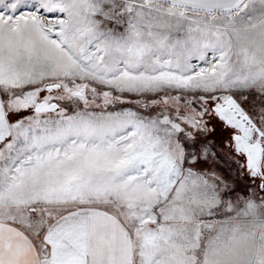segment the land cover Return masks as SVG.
<instances>
[{"label": "snow or ice", "instance_id": "6c2138e0", "mask_svg": "<svg viewBox=\"0 0 264 264\" xmlns=\"http://www.w3.org/2000/svg\"><path fill=\"white\" fill-rule=\"evenodd\" d=\"M0 264H264V0H0Z\"/></svg>", "mask_w": 264, "mask_h": 264}]
</instances>
